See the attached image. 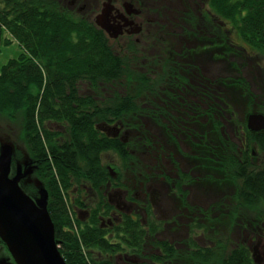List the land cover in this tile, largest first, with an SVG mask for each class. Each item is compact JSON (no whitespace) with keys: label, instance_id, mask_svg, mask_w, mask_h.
Instances as JSON below:
<instances>
[{"label":"trees","instance_id":"1","mask_svg":"<svg viewBox=\"0 0 264 264\" xmlns=\"http://www.w3.org/2000/svg\"><path fill=\"white\" fill-rule=\"evenodd\" d=\"M132 1L151 12L145 0ZM85 3L0 0V45L7 31L23 47L2 68L0 114L21 117L32 160L28 167L49 193L48 211L65 261L132 264L117 257L125 252L155 256L159 253L147 250L154 246L174 263L187 256V264H254L245 242L232 244L221 230L242 227L244 240L251 224L258 229L264 222V131H250L225 94L233 91L243 100L247 93L249 108L254 93L244 76L219 77L217 86L191 59L212 47V58L232 68L237 58L256 60L254 54L264 59V0H200L196 14L181 13L174 21L182 22L186 36L144 28L127 38L125 53L117 52L88 17ZM161 13L167 23L156 24L167 32L168 12L159 8L157 16ZM237 35L246 46L236 43ZM194 66L202 88L195 84ZM256 112L264 114V108ZM118 129L125 136L115 137ZM105 155L113 156L112 165ZM167 160L178 170L183 160L194 165L203 192L223 196L207 209L203 205L202 224H191L200 226L214 245L201 249L189 236L187 253L166 237L168 224L176 220L178 228L180 222L155 215L148 188L156 183L159 192L165 191L172 183ZM175 175L181 192L184 175ZM24 183L26 178L21 187L32 197L36 188ZM120 191L133 204L132 215L110 200ZM177 200L186 203V198ZM118 212L120 219L110 223ZM144 213L147 223L141 219Z\"/></svg>","mask_w":264,"mask_h":264},{"label":"rangeland","instance_id":"2","mask_svg":"<svg viewBox=\"0 0 264 264\" xmlns=\"http://www.w3.org/2000/svg\"><path fill=\"white\" fill-rule=\"evenodd\" d=\"M86 2L84 5L88 8L87 15L92 19L98 26H100L97 23L96 17L102 13L103 6L106 5L108 1L106 0H81ZM122 2L124 0H119L120 5L122 6ZM146 7L150 8V13L145 12L143 10H140L141 15L135 16V20L138 22H142L139 25L143 26L145 28V31L148 29H151L153 34L160 33L162 35H172L179 32L181 35L186 36L187 31H185V26L183 28H180L183 24L181 21H179L178 24H175V20L181 13L186 14V16L191 15L190 11H192L193 14H196L199 9H197L200 6V0H145ZM191 5L192 7H189ZM121 6L120 9L122 8ZM135 7H139V9L142 8V5L139 3L135 4ZM161 8L163 11L167 10L168 12V28L166 29L167 32H161L160 29L157 27V23L160 24H166L167 18L164 13H161L159 16H157L158 9ZM143 9V8H142ZM122 11L125 13L124 9L122 8ZM180 13V14H179ZM145 20V21H144ZM155 21V22H154ZM101 27V26H100ZM127 35H120L116 39H111V45L113 48L121 53H125V46L126 43L129 41L126 37ZM210 37V35H209ZM141 38V36H140ZM6 39H9L11 42H7ZM237 44H242L243 46H246L245 42L242 41L238 35L235 37ZM193 42V41H192ZM210 42V41H207ZM192 44V46H196ZM201 44V42H199ZM207 45V44H206ZM248 47V46H247ZM209 49V48H208ZM23 52V47L6 31L3 35V42L0 45V74L2 72L3 66H5L10 60L17 59L20 54ZM253 57L256 58V60L247 59V62H244L242 59L237 58L235 60V66L234 68L231 67L230 64L215 61L212 58L211 52H207L202 56L199 57H193L191 59L192 63H197L198 67H200L202 70H205V76L211 74L213 78H219L222 76H229L233 77V79L238 78L240 76L245 77V81L247 82L248 86L254 93V97H252V103L251 106L248 108L246 104V99H248L247 93L243 92V96H245V99H238L235 95V93L232 91L230 95L228 96V93H225L227 98L232 99V102L235 107V113L239 120L248 119V115L253 113L254 111H258L260 108H264V73L262 70V66L264 67V59L259 60L257 56L253 54ZM258 62L261 63L262 66L258 65ZM217 85V81H216ZM218 86V85H217ZM219 89V88H218ZM224 91L227 89L226 87H223ZM250 110V112H248ZM20 116H18L16 119L11 120L8 117L0 114V152L2 151V147L6 144L13 146L14 148V175L17 173V167L21 166L22 168L25 167V172L29 169H32V172L26 176V185H31L32 187L36 188V193L33 194V199H38L40 197V190L44 188L42 186L41 182L32 174L33 168L28 167L30 165V162L32 160L30 159L29 151L23 141L22 136V126ZM113 132V130L111 131ZM124 132L121 133L120 137H123ZM112 155H105V161L107 164L112 165ZM259 164V163H258ZM200 191L203 194V202L204 204H207L205 207L209 208L211 207L210 204L218 203L220 199L223 197L219 195L218 192H214V195L208 196L206 195L202 188H199ZM232 192L230 191L229 194ZM144 196V195H143ZM155 202L157 203V206H159L162 213H160L156 208L154 209L155 215L165 220V222H170L172 218L175 216H179L182 213H180L181 209H179L178 201H176L174 198H169L166 191H160L159 194L157 193ZM143 204V202H139L138 205ZM164 207L166 209H170L169 212H166L164 210ZM138 211L142 210V208L136 207ZM182 212V211H181ZM251 215L255 214L253 211H249ZM257 215V214H255ZM189 219H187L185 216L182 217H175L178 219V221H181L182 225L183 223H188L191 218L194 216H189ZM148 215L147 213H144L141 217V219L144 221L143 223H147ZM227 217H224L223 219L228 222L229 219H226ZM189 220V221H188ZM188 221V222H187ZM191 233L190 235L195 237H198V239L202 240L200 241V244L206 245L210 244L212 242V239L207 234H204L200 229L196 227V225L191 226L189 223ZM176 229V230H174ZM180 226L176 228L174 223L168 224L167 227V233L166 237L168 238H177V239H183L185 233H188V229H181L182 232H180ZM174 230V231H173ZM222 232L224 235H226L229 239L232 240V244H238L241 241H244L248 247L250 245L249 241L252 238V231L256 230V235L254 238L255 243L251 244L250 246L257 247V256L260 255L263 260L264 264V222L259 226L258 229H256V226L254 224H251L250 228L247 229V234L244 237L243 240V229L242 227H233L230 231L227 230V227H221ZM173 231V232H172ZM172 232V233H171ZM171 233V234H170ZM255 233V232H254ZM211 234V233H208ZM258 235V237H257ZM163 236H161L162 238ZM0 241L1 238H0ZM157 248L154 246L148 247V253H155ZM12 255L10 254L9 250L7 249L6 245L0 244V263L1 261H8L7 259H11ZM13 260V258L11 259Z\"/></svg>","mask_w":264,"mask_h":264},{"label":"water","instance_id":"3","mask_svg":"<svg viewBox=\"0 0 264 264\" xmlns=\"http://www.w3.org/2000/svg\"><path fill=\"white\" fill-rule=\"evenodd\" d=\"M110 2V1H109ZM109 2L103 6L102 13L96 17L111 39L123 34V26L111 25ZM133 5L125 6L128 15L140 13ZM141 27L136 26L131 33L139 34ZM247 128L256 133L264 131V114L253 112L248 115ZM14 148L4 145L0 152V238L5 243L16 264H67L56 242L54 222L48 211L49 193L40 190V197L33 199L21 187V179L28 176L32 169L11 177ZM112 176L115 172L110 168Z\"/></svg>","mask_w":264,"mask_h":264},{"label":"flooded vegetation","instance_id":"4","mask_svg":"<svg viewBox=\"0 0 264 264\" xmlns=\"http://www.w3.org/2000/svg\"><path fill=\"white\" fill-rule=\"evenodd\" d=\"M106 1H108V2L110 1L109 2V5H110L109 6V13H108L109 18L111 20L110 24L114 25L116 27L123 26V28H122L123 34L127 35L126 36L127 38L136 37L137 35H140L144 31V27L139 25L143 21L138 22V20L137 21L135 20V16L141 15V13H138V14L133 13L132 15H128V13L126 12V9H125V6H127V4H131V5H133L132 8L134 10H138L139 12H141L139 7H135L136 3H134V2H136V1L124 0V2L121 3L122 6L120 5L119 0H106ZM73 3H74V1H73ZM117 6H121L124 9L125 13L122 11V8L120 9V7H117ZM136 26L141 27L140 33L139 34L131 33L132 29L135 28ZM215 48H216V46H215ZM213 49H214V47H212V50ZM212 50H211V52H212ZM207 52H209L208 49L204 53L203 52L198 53V55H196L195 58L202 56ZM192 64L195 66L197 65V63H195V64L192 63ZM195 66L191 70V73L194 77V81H195L196 86H200L202 88V84L199 82V80L197 78V71L195 69L196 68ZM212 80H213V82H216L217 78H212ZM107 131L109 132L110 130L108 129ZM114 135H115V137L120 136L121 135V129H118L114 133ZM13 163H14V160H13ZM13 163H12L11 177L15 176L14 172H13L14 171ZM187 164H188L187 161L183 160L181 162V168L178 170V169L174 168L173 163L171 161L167 160L165 162V165L167 166L168 169H169V167L172 168V170L171 169L169 170V176L171 178L174 177L173 181L179 180V178L175 175V174H177L178 171L180 172V174L184 175L183 178H180V183H181L180 190H181V192L176 191V188H177L176 183L172 181V183L169 184V186L165 190L167 192L168 197L174 198L176 201H178V203L180 201L177 199L182 200L183 198H186L185 204L179 203V205H178L179 209H181V211H182V212L180 211V213H182V214L179 216L180 217L185 216L187 219H189L188 215L194 216L193 218H191L190 221L188 220L189 222L187 221L188 223H183V225L181 224L182 222L179 221L181 229L182 228L188 229V233H185L184 238L183 239H177V238L172 239V238H170V241H169L171 244H174L176 248L177 247L180 248L181 251H183V252H187L188 247H189L188 237L191 236L190 235L191 229H190L189 223L192 224L193 222L195 223V221H196L197 225L202 224L203 223V216H204V213H203V208H204L203 199L204 198H203L202 192L199 189L201 187V182H200L201 175H198V172L193 170L194 165H190V164L187 165ZM18 167H17V170H18ZM154 171L157 173L158 170L155 169ZM21 172L24 174L25 167L24 168L21 167ZM188 175H190L192 182H194L195 185H193L192 183H188V177H187ZM25 178H26V175L23 176V178L21 179V182H20L21 184L25 180ZM160 189L161 188L156 183H152L151 186L148 188V193H149L148 198H150V200L152 201L154 208H156L160 213H162L159 206H157V203L155 202L157 192H159ZM113 196H114V200H113V198H111V196H110V200L114 201L118 204L119 210H121V211L128 210L127 212H129L130 215H132L134 213V208H133V206H131L133 204H128L125 201V198H124L125 195L121 191L117 192V194H114ZM206 209H207V207H206ZM164 210L166 212L170 211V209H166L165 207H164ZM110 217H111V219H109V220H111L110 223L113 224L116 220L118 221L120 219V213L119 212L114 213ZM175 217H177V216H175ZM172 223H174L175 226L177 225L176 220ZM198 229H200L202 231V228L200 226H198ZM255 235H256V232L253 233V235H252L253 239H251L249 241L250 245L255 243V241H254ZM257 237H258V235H257ZM195 241H196V244L201 249L207 245V244L206 245L200 244V241H202V240L198 239V237H195ZM0 244H3V241H0ZM212 245H214L213 241L210 242L209 246H212ZM250 245H249V249L252 252V258L254 260V264H263L262 263L263 262L262 257L260 255L257 256V247L253 248ZM156 250L157 251L155 253H159V254L155 255V256L139 254L137 252L135 254H133V253L127 254L126 252H125L126 254L121 253V257H117V260L121 263H132V264H145V263H148V264H175V263L187 264V256H184V260H183V257H181V261L179 263L178 262L174 263L172 261L173 259H169L168 256H164L161 254V249H156ZM195 251L198 252V250H195ZM187 253H185V254H187ZM11 259H7L8 261H6V260L1 261L0 264H16L15 261L11 260ZM161 260H164V261H161Z\"/></svg>","mask_w":264,"mask_h":264},{"label":"clouds","instance_id":"5","mask_svg":"<svg viewBox=\"0 0 264 264\" xmlns=\"http://www.w3.org/2000/svg\"><path fill=\"white\" fill-rule=\"evenodd\" d=\"M110 38V37H109Z\"/></svg>","mask_w":264,"mask_h":264}]
</instances>
